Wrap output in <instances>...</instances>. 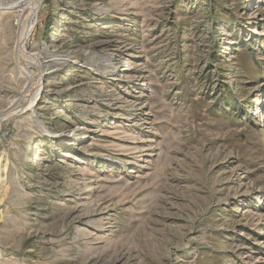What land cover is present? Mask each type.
Wrapping results in <instances>:
<instances>
[{
    "label": "rangeland",
    "instance_id": "374dc122",
    "mask_svg": "<svg viewBox=\"0 0 264 264\" xmlns=\"http://www.w3.org/2000/svg\"><path fill=\"white\" fill-rule=\"evenodd\" d=\"M0 264H264V0H0Z\"/></svg>",
    "mask_w": 264,
    "mask_h": 264
},
{
    "label": "bare ground",
    "instance_id": "6f19581e",
    "mask_svg": "<svg viewBox=\"0 0 264 264\" xmlns=\"http://www.w3.org/2000/svg\"><path fill=\"white\" fill-rule=\"evenodd\" d=\"M61 61H62V59H57V60L55 59V60H53V63L57 66V65H60Z\"/></svg>",
    "mask_w": 264,
    "mask_h": 264
}]
</instances>
